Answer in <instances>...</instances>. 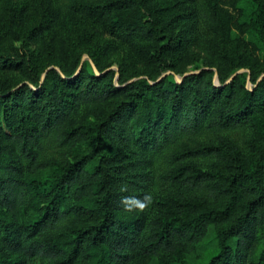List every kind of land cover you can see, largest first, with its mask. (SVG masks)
<instances>
[{"label":"trees","instance_id":"obj_1","mask_svg":"<svg viewBox=\"0 0 264 264\" xmlns=\"http://www.w3.org/2000/svg\"><path fill=\"white\" fill-rule=\"evenodd\" d=\"M29 3L0 5V74L33 84L0 78V264H264V0L237 18L222 0ZM92 27L141 52L144 78L116 86L91 52L109 44L76 72ZM195 52L219 86L155 82ZM238 69L252 88L225 83Z\"/></svg>","mask_w":264,"mask_h":264},{"label":"rangeland","instance_id":"obj_2","mask_svg":"<svg viewBox=\"0 0 264 264\" xmlns=\"http://www.w3.org/2000/svg\"><path fill=\"white\" fill-rule=\"evenodd\" d=\"M224 7L228 9V11L231 13V15L234 18L238 17L239 11L237 10V4H244L245 0H222ZM0 5L5 6V7H11L14 9H19V8H25L29 10L30 8V3L29 0H0ZM247 20H252V17L249 16ZM235 30L232 29L231 33L234 34ZM92 37H93V43H88V41L84 37H77L74 42H77L80 44V50H81V45H83L84 48H82V54H81V59H80V64L78 66V69L76 72H78L80 66H84V70L89 73V74H99L98 69L95 66L94 61L92 60V57L86 52V50L90 48H96L95 45H103L105 46L106 44H109L108 52L104 55L99 54L98 52L91 50V52L94 54L93 58L101 64L102 67L107 66L106 69L103 72L110 71L112 73V78L113 82L116 86H118V82L120 78H125V77H132L128 80L134 81L137 80L138 78H144L143 76H140L142 72L144 71L142 69V64H143V59L144 55L136 50L131 49V47L125 43L121 42L119 39L113 38L106 36L104 34H101L98 29L95 27H92ZM232 41V40H231ZM12 48L8 50V54L12 55V49L17 48L22 44V41L18 42H13L10 41ZM31 51L34 49V46L30 47ZM85 49V50H83ZM199 59V55L197 52H195L194 60L192 61H187L186 59H183L179 61L178 67L181 68L184 73L179 75V74H174L171 71H166L163 72L155 82L160 81L161 78L167 75H171L172 79L176 83H180L182 79L189 74H196L200 70H210L212 71V77L214 84L216 86L220 85V81L218 78V74L216 71L215 67L208 68L206 67L201 60L196 61ZM50 70H55L58 72L60 75L62 74L56 66H49L43 73H42V78L46 76V74ZM3 73V74H2ZM0 74V78H7L11 81V83H24L30 88H33L32 82L25 76L22 68H16V69H6ZM236 74H245L246 75V81H247V86L248 88H252V84L249 81V73L247 72L246 69H238L234 71L230 77H228L225 81L227 83L231 78L236 75ZM140 76V77H139ZM263 75H260L258 79L263 77ZM149 83H153L150 80H148ZM147 264H162L157 261L153 262H147ZM172 264H184L181 263L178 260H174Z\"/></svg>","mask_w":264,"mask_h":264}]
</instances>
